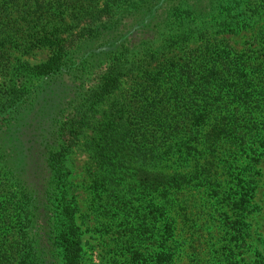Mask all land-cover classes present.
Instances as JSON below:
<instances>
[{
	"label": "trees",
	"instance_id": "16d2710c",
	"mask_svg": "<svg viewBox=\"0 0 264 264\" xmlns=\"http://www.w3.org/2000/svg\"><path fill=\"white\" fill-rule=\"evenodd\" d=\"M75 1L62 0L58 10L53 0H0V79L6 78L0 83V264H77L80 242L61 153L41 142V125L58 141L67 129L74 138L85 110L122 78L127 88L108 108L93 149L101 152L93 175L113 255L123 264H177L186 243L177 238L181 217L187 241L196 245L189 264H203L196 236L202 227L194 218L202 211L182 212L180 196L210 190L213 203L204 214L217 217L209 229L218 228L222 244L210 247L209 264H245L254 193L245 167L254 170L250 164L264 154V24L241 48L216 33L238 31L247 6L255 23L264 0H140L128 3L126 17L105 21L98 13L80 20L71 11ZM224 4L232 15L214 17ZM69 18L82 22L78 42L64 37ZM126 33L135 34L132 45ZM34 49L54 56L38 85H31L34 71L17 67L13 56ZM103 64L98 85L84 90V78ZM63 77L66 95L52 103L65 91L45 96L42 83H64ZM68 107L70 120L62 123ZM39 124L34 144L47 166L40 181L38 171L30 177L26 156V137ZM124 175L132 184L119 194L112 186ZM263 263L264 240L253 264Z\"/></svg>",
	"mask_w": 264,
	"mask_h": 264
},
{
	"label": "rangeland",
	"instance_id": "374dc122",
	"mask_svg": "<svg viewBox=\"0 0 264 264\" xmlns=\"http://www.w3.org/2000/svg\"><path fill=\"white\" fill-rule=\"evenodd\" d=\"M56 1L55 9H62V0ZM80 1V2H79ZM140 0H76L77 2L71 11L78 14V18L83 20L87 16L89 17L92 13H98L100 15L99 19L102 21L112 20L117 16L126 17L127 5L130 2H138ZM184 2L192 0H183ZM197 2L198 0H194ZM241 3L254 2V0H237ZM217 3L225 2V0H216ZM105 7V8H104ZM249 7L244 10L242 18L244 24L240 26L238 31L233 30L227 34L216 33L219 36L227 37L231 39V43L237 48H241L243 41L248 39L256 29H259L261 25L264 24V15L260 14L259 19L253 23L249 21ZM111 9V10H110ZM56 10V11H58ZM114 11H120L115 13ZM264 13V11H262ZM65 18L68 16V10L64 12ZM67 14V15H66ZM57 15V14H56ZM75 15V14H74ZM184 14H178V17H183ZM214 17L221 16V18L226 19L228 16L232 15L228 8L224 5L218 6L213 10ZM57 16L62 17V14ZM70 19V18H69ZM67 22V27L65 28L64 37L71 38L74 41H80L83 31H81L82 22L73 21L70 19ZM72 21V22H71ZM123 28V29H122ZM127 29L123 25L120 27V31ZM132 38V39H131ZM125 39L130 43L135 40V34L133 37L131 34L126 33ZM132 45V44H130ZM20 59L16 66L21 69H32L35 74L31 75V85L41 84V73L47 70L52 62L54 61V56L48 49H34L29 54H21L20 52L13 55ZM102 71L92 73L88 78H84L85 82L83 84L84 90H91L98 85L100 81L101 72L106 70L105 65L101 67ZM39 76V77H38ZM38 77V78H37ZM64 83L60 81L50 82L45 80L44 84V95H50V93L60 92L64 90V95L61 94L58 99H53L52 103L61 102L66 95V83H69L67 77H63ZM6 78L2 77L0 83L5 81ZM126 78H122L114 86L112 91L106 95L102 101L94 104L90 110L88 108L85 110L86 114L83 123H81L80 129L77 131L74 138L71 137L70 130H65L63 132V138L58 141L55 133L49 134V126L41 125L42 127V137L41 142L47 147L52 149L54 154L61 153L62 167H63V181L64 190L66 196L68 197L69 203L72 206L73 218L75 226L77 227V233L79 236L80 250L78 252L77 264H123L122 260L118 259L113 255L112 244L110 238L114 237L111 234L105 232L103 228V223L105 221V216H103V211L99 208V205H103V201L98 202L99 188H97L94 183V173L96 171V164L101 159V152L94 151L96 144L98 143L97 132L101 128L102 121L107 115L108 108L111 107V103H117L122 88L126 86ZM50 82V83H49ZM1 85V84H0ZM127 88V86L125 87ZM52 96H48L46 101L50 100ZM68 102V101H67ZM120 102V101H119ZM49 117L55 114V112L49 109ZM69 107L61 112V122H68ZM40 124L37 125L33 137H26L28 143L26 144L28 161L30 163V177H32V172L38 171V175L35 179L39 181L46 177L47 166L43 160L42 155L39 153L34 140L36 139V134ZM52 130V129H51ZM71 135V136H70ZM97 149V148H96ZM100 153V154H99ZM247 162V159H244ZM254 170H251L249 165L245 168V174H247V179L252 181L254 184V193L251 201L252 210L248 215V222L250 225V239L248 241V247L245 249L243 254L245 264H253L254 262V252L258 250L264 240V154L260 156L259 162L254 166ZM257 171V173L255 172ZM128 173H131V168H128ZM132 184L131 175L125 176L124 178L117 179L115 185L112 187L116 191L121 190L119 194L126 193L129 185ZM101 195V194H100ZM210 190L207 193H195V192H184L180 196L182 212L184 209H193L194 211H202L201 214L195 215L194 218L197 219V225L202 227V230L196 234L199 237L200 250L197 252L201 254V259H203V264L205 262L210 263V258L214 253L210 252V247L212 245H221L222 236L218 233V228L209 229V221L211 219L216 221L217 217L214 215L213 218L209 219L204 213L210 209L211 203H213V198ZM219 205H214L213 207H218ZM177 225L179 226V231L177 233V238L185 239L186 243L182 245L181 252L178 256L177 264H189V258L192 253V247L196 248L193 243L191 245L189 239V232L186 227L188 222L178 217ZM187 222V223H186ZM192 257V256H191ZM12 264H16L13 262ZM264 264V263H263Z\"/></svg>",
	"mask_w": 264,
	"mask_h": 264
}]
</instances>
